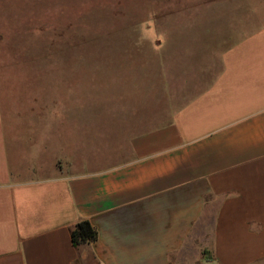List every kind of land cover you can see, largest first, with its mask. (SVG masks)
<instances>
[{
    "label": "crops",
    "instance_id": "1",
    "mask_svg": "<svg viewBox=\"0 0 264 264\" xmlns=\"http://www.w3.org/2000/svg\"><path fill=\"white\" fill-rule=\"evenodd\" d=\"M208 8L161 64L170 106L99 166L49 155L44 132L9 162L0 140V264H264V25ZM82 219L97 238L75 246Z\"/></svg>",
    "mask_w": 264,
    "mask_h": 264
},
{
    "label": "rangeland",
    "instance_id": "2",
    "mask_svg": "<svg viewBox=\"0 0 264 264\" xmlns=\"http://www.w3.org/2000/svg\"><path fill=\"white\" fill-rule=\"evenodd\" d=\"M230 2L257 20L239 24L243 32L264 25V0H0L6 160L28 161L44 132L49 155L75 168L102 164L117 130L170 106L160 68L175 33Z\"/></svg>",
    "mask_w": 264,
    "mask_h": 264
},
{
    "label": "trees",
    "instance_id": "3",
    "mask_svg": "<svg viewBox=\"0 0 264 264\" xmlns=\"http://www.w3.org/2000/svg\"><path fill=\"white\" fill-rule=\"evenodd\" d=\"M97 230L87 219L79 220L71 230V241L78 246L83 243H92L97 238Z\"/></svg>",
    "mask_w": 264,
    "mask_h": 264
}]
</instances>
